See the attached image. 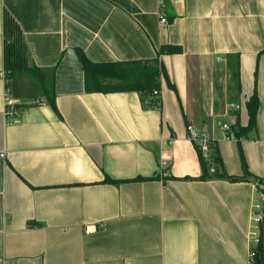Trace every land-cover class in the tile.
Listing matches in <instances>:
<instances>
[{
	"label": "crops",
	"instance_id": "crops-1",
	"mask_svg": "<svg viewBox=\"0 0 264 264\" xmlns=\"http://www.w3.org/2000/svg\"><path fill=\"white\" fill-rule=\"evenodd\" d=\"M161 1L0 0V74L7 12L27 64L55 70L56 95V110L40 96L13 99L23 108L9 123L0 79V264H249L252 207L263 196L237 142L213 132L239 182L182 179L202 176L187 128L233 124L225 98L236 88L219 73L230 55L240 56L237 105L246 108L257 72V130L242 148L250 174L264 179V0H169L167 24ZM166 46L181 54L160 57L176 88L162 80L161 110L138 93L87 91L78 52L105 66L154 62Z\"/></svg>",
	"mask_w": 264,
	"mask_h": 264
},
{
	"label": "trees",
	"instance_id": "trees-1",
	"mask_svg": "<svg viewBox=\"0 0 264 264\" xmlns=\"http://www.w3.org/2000/svg\"><path fill=\"white\" fill-rule=\"evenodd\" d=\"M164 8L161 9L160 15L166 19L168 16V1L162 0ZM172 19V18H171ZM167 21V20H166ZM4 32L6 38L5 44V67L6 80L8 81V88L11 91V96L15 101H20L28 96L41 97L45 99L46 103L56 110V95L54 90L55 70H41L35 67H30L27 64L28 49L23 37V33L9 13H5L4 17ZM181 54L180 48H173L170 46L162 47L157 53V60L154 62L137 61L131 63H115L111 65H95L87 60L82 52H78L79 60L84 68L86 75V88L88 92L101 93H138L142 96L143 101H149V108L152 110H161L160 92L162 89V80L167 82L170 90L176 92V88L169 81L168 74L164 66L160 62V57L163 55ZM235 59V62L231 61ZM227 64L231 75L235 79L237 92H241L240 82V56H228ZM27 77L30 84H21V78ZM257 72L255 73V90L253 95L246 103V110L248 114V125L243 127L240 123V113L233 116V124L231 127V136L235 138L240 155L241 166L244 176L253 177L248 169L243 149L242 140L246 139L251 133L257 130V118L260 110V100L257 93ZM157 93V94H156ZM37 95V96H36ZM160 101V108L155 109L154 102ZM17 108H23L17 105ZM199 159L202 167V176L198 179L184 178L182 181H204V180H224L227 179L233 182H239L241 179L230 178L224 171L222 159L217 148L213 151V164L215 173L210 174V165L206 163L201 155ZM254 178V177H253ZM150 179H137L139 181H150ZM259 192L264 197V179H258ZM173 180H177L173 178ZM106 184L119 185L126 182H114L106 180ZM260 187H263L261 189ZM264 205V201H263ZM256 264H264V228L261 229L260 245L257 248Z\"/></svg>",
	"mask_w": 264,
	"mask_h": 264
},
{
	"label": "built area",
	"instance_id": "built-area-1",
	"mask_svg": "<svg viewBox=\"0 0 264 264\" xmlns=\"http://www.w3.org/2000/svg\"><path fill=\"white\" fill-rule=\"evenodd\" d=\"M160 9L164 8L163 1L160 2ZM160 23L167 24V21L164 17L160 15ZM0 79L4 82L5 90H4V114L9 123L18 124L21 118V110L17 108L16 102L13 100L11 96V91L7 87L8 81L6 80L5 72L0 74ZM157 94V93H156ZM155 109L160 108V101L154 102ZM226 115L229 113H237L241 111V106L237 104H229L225 106ZM231 127L230 123H223L221 121L216 122L212 126V130H202L197 131L194 126H189L187 128L189 140L195 145L198 153L201 155L203 160L208 163L211 167L210 174L213 175L215 173V167L213 164V151L217 146V142L213 137L214 130L218 129L223 133H226L225 137L226 141L235 140L233 136H231ZM264 197L262 198V203L260 205H255L252 207V232H251V243H250V253H249V264H256L257 258V248L260 245V234L261 229L264 228V205H263Z\"/></svg>",
	"mask_w": 264,
	"mask_h": 264
},
{
	"label": "rangeland",
	"instance_id": "rangeland-1",
	"mask_svg": "<svg viewBox=\"0 0 264 264\" xmlns=\"http://www.w3.org/2000/svg\"><path fill=\"white\" fill-rule=\"evenodd\" d=\"M231 62L234 63V62H235V59H233ZM222 72H224L225 74L228 73V76H230V71H229V67H228V66H227L226 69L220 70L219 73L221 74ZM224 73H222V74L224 75ZM222 74H221V76H222ZM230 78H231V80H232V82L234 83V86H235V88H236L234 77L231 75ZM230 78H229V79H230ZM21 82L24 83V85H25V84H26V85L30 84L29 79H28L27 77H22V78H21ZM234 91H235L234 93H231V92H230L229 94L226 95L225 103H226V102H230L229 104H231V103H236L235 101H233V96L236 97V93H237L236 91H237V89H236V90L234 89ZM232 94H233V95H232ZM236 104H237V103H236ZM240 106H241V112H240V114H241V122H244V123L248 124L249 118H248L247 110H246V108H245V106H244V103H241ZM231 114H232V113H231ZM231 116H232V115H231ZM242 149H243V148H242ZM243 153H244V151H243ZM238 154H239V153H238ZM244 157H245V155H244ZM239 159H240V155H239ZM245 160H246V159H245ZM240 162H241V160H240ZM247 166H248V165H247Z\"/></svg>",
	"mask_w": 264,
	"mask_h": 264
},
{
	"label": "water",
	"instance_id": "water-1",
	"mask_svg": "<svg viewBox=\"0 0 264 264\" xmlns=\"http://www.w3.org/2000/svg\"><path fill=\"white\" fill-rule=\"evenodd\" d=\"M247 181L249 182V183H251V184H257V180L255 179V178H253V177H249L248 179H247ZM261 189H263V187H260Z\"/></svg>",
	"mask_w": 264,
	"mask_h": 264
}]
</instances>
